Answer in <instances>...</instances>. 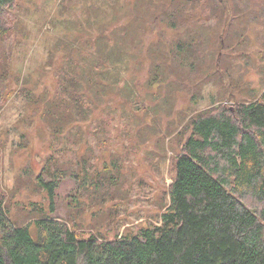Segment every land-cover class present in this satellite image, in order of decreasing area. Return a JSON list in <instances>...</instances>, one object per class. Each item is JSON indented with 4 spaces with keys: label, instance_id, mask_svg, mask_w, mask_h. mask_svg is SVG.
Segmentation results:
<instances>
[{
    "label": "rangeland",
    "instance_id": "1",
    "mask_svg": "<svg viewBox=\"0 0 264 264\" xmlns=\"http://www.w3.org/2000/svg\"><path fill=\"white\" fill-rule=\"evenodd\" d=\"M142 1L151 2L148 11L153 14L170 0L138 3ZM194 2L188 13L196 14ZM227 4L226 22L220 26L216 16L206 20L210 10L201 15L195 4L199 23L208 26L199 39L208 44L202 47L204 59L198 60L194 73L191 66L178 65L187 77L164 70L166 55L173 59L170 45L194 31L187 16L175 29L159 18L153 23L142 20L122 37L116 36L118 27L144 7L137 5L134 12L135 0H16L2 12L0 195L14 226H28L36 237L37 209L49 210L50 204L37 181L44 166L50 173L56 167L66 173L56 191L54 216L80 236L111 240L159 225L170 205L176 157L190 135L189 119L215 107L234 109L259 98L264 90V0ZM100 6H106L103 13ZM91 18L96 20L83 31ZM67 43L75 47V54L83 47L107 44L103 51L110 53L121 79L105 69L106 78L90 89L95 98L89 120L77 122L78 127L57 141L44 112L62 103L61 111L75 120L78 116L60 92V62L46 63L65 59ZM158 51L166 53L164 59ZM135 99H143V104ZM84 180L92 182L87 189ZM244 203L258 212L262 207L251 195Z\"/></svg>",
    "mask_w": 264,
    "mask_h": 264
},
{
    "label": "trees",
    "instance_id": "2",
    "mask_svg": "<svg viewBox=\"0 0 264 264\" xmlns=\"http://www.w3.org/2000/svg\"><path fill=\"white\" fill-rule=\"evenodd\" d=\"M194 1L170 0L158 7V13L151 14L150 1L135 0L134 12L137 5L144 7L128 24L118 27L120 32L116 36L130 35L142 20L153 23L159 18L171 28H179L177 21L185 24L187 16L194 31H188L184 41L170 45L173 59L166 55L164 69L171 76L176 73L178 77H187L188 72H179L178 65L187 64L194 73L198 60L204 59L202 47L208 44L199 39L206 26L199 23L198 7L202 9L201 15L210 10L206 20L216 16L218 26L226 22L229 9L227 0ZM15 2L0 0V18ZM192 2L196 14L188 13ZM105 8L100 6L99 11L103 13ZM95 20H88L89 26L82 30L90 29ZM65 46V59H49L46 65L60 62V92L66 95L67 106H73L78 120L60 110L62 103L56 110L49 107L44 116L53 140L57 141L77 122L89 120V105L91 98H95L90 89L98 87V79L106 78L105 69L120 77L110 53L103 51L107 44L98 48L93 45L89 50L83 47L76 54L72 44ZM162 52L156 53L164 59L166 53ZM157 72L160 74L161 70L158 68ZM138 100L134 102L143 104V99ZM188 126L190 135L176 157L175 175L169 187L170 205L161 215L159 225L111 240L80 236L54 216L56 191L66 173L59 167L50 173L44 166L37 181L50 204L49 210L37 209L36 237L28 226L12 224L0 195V264H264V90L259 98L234 109L222 106L198 113L189 119ZM63 148L69 151L66 145ZM51 161L47 160L48 166ZM84 171L89 175L86 167ZM73 176L77 174L71 173ZM91 184V180L82 183L84 189ZM248 195L262 206L260 212L244 203Z\"/></svg>",
    "mask_w": 264,
    "mask_h": 264
}]
</instances>
